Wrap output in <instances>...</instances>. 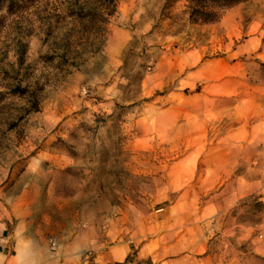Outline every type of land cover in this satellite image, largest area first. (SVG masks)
<instances>
[{"label": "rangeland", "instance_id": "1", "mask_svg": "<svg viewBox=\"0 0 264 264\" xmlns=\"http://www.w3.org/2000/svg\"><path fill=\"white\" fill-rule=\"evenodd\" d=\"M187 5L0 0L7 232L32 220L50 255L69 253L79 235L70 253L100 264L96 254L128 237L130 220L142 219L145 233L154 223L167 230L150 214L175 202L174 187L198 180L213 188L190 189L188 200L200 205L217 193L223 203L213 232L224 263L264 264V0L212 24L191 23ZM165 107L185 117L158 135L151 120ZM241 112L249 118L237 120ZM253 128L260 136L249 137ZM187 155L195 159L191 181L176 174ZM238 183L251 194L235 200ZM12 252L0 244V264Z\"/></svg>", "mask_w": 264, "mask_h": 264}, {"label": "crops", "instance_id": "2", "mask_svg": "<svg viewBox=\"0 0 264 264\" xmlns=\"http://www.w3.org/2000/svg\"><path fill=\"white\" fill-rule=\"evenodd\" d=\"M239 6V5H238ZM261 44V43H260ZM262 44L259 46L261 47ZM203 63V62H202ZM207 66V67H206ZM208 65L203 63L201 68H208ZM233 109L232 112H234ZM180 113V112H179ZM178 110L175 111L170 107L162 108L160 112L151 120V124L155 133L165 132L177 124L183 122ZM238 116V115H237ZM249 118V115L241 112L237 120L244 121ZM250 136H260L256 130L250 132ZM190 155L180 158L181 164L179 171L176 172L178 178H186L191 181L195 176L194 158ZM179 172V173H178ZM174 174V178H176ZM195 181V180H194ZM196 184H182L181 190L176 187L171 192H178L174 203L164 207L154 209L150 214L153 217H161L162 222H168L167 230H156V223L147 225L144 231V222L142 219H134L128 222V237H116L115 242L110 241V245L103 251L96 254L95 263L100 264H232L233 261L224 263L220 251L214 250L215 243L218 239V231L213 232L218 224L223 221L218 219V212H222L223 203L218 198V194L209 195L201 200L198 205L197 198L188 200L190 189L199 192H206L213 188L211 182L205 184L195 181ZM171 184H175L172 180ZM187 185V186H186ZM235 187V200L247 197L251 192H246L248 185L238 183ZM208 189V190H207ZM200 196V195H199ZM198 197V196H197ZM195 211H192L193 209ZM158 212V213H157ZM180 216H177L178 213ZM197 214V215H196ZM182 215V216H181ZM216 223L213 224V220ZM146 222V221H145ZM7 222H0V244L12 249V253L7 258L6 264H81L80 257H76L74 253H70L80 246L78 239L79 235L72 236L70 244H68L69 253H65L64 249H57L55 255H50L49 247L43 237V232L39 227H34L33 221L20 222L13 232H7ZM23 224V225H22ZM25 225V227H24ZM146 226V225H145ZM26 228L25 233H20ZM14 230V229H13ZM112 236H116V233ZM214 237V238H213Z\"/></svg>", "mask_w": 264, "mask_h": 264}, {"label": "trees", "instance_id": "3", "mask_svg": "<svg viewBox=\"0 0 264 264\" xmlns=\"http://www.w3.org/2000/svg\"><path fill=\"white\" fill-rule=\"evenodd\" d=\"M188 19L191 23L212 24L230 8L252 0H187Z\"/></svg>", "mask_w": 264, "mask_h": 264}]
</instances>
